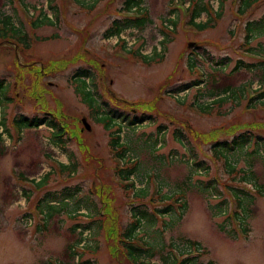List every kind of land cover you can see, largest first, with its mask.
Segmentation results:
<instances>
[{
    "label": "rangeland",
    "instance_id": "rangeland-1",
    "mask_svg": "<svg viewBox=\"0 0 264 264\" xmlns=\"http://www.w3.org/2000/svg\"><path fill=\"white\" fill-rule=\"evenodd\" d=\"M123 1L0 0V18L9 17L26 36L16 48L0 39V98L9 99L0 109V264H137L121 251L118 233L132 222L138 206L156 216L136 232L138 245L153 247L150 264L189 252L186 240L199 242L205 251L190 252L193 264H264V196L255 191L264 188V164L253 163L257 183L244 186L211 151L215 139L264 127V106H246L259 73L247 69L258 57L245 53L264 54L258 25L250 40L246 37L247 23L264 20V0L243 16L237 13L240 0H143L144 29L121 26L106 36L114 21L135 15L121 11ZM177 1L186 10L192 2L206 7L196 22L213 19L209 28L188 26ZM174 8L179 12L171 13ZM173 18L176 27L167 22ZM119 39L125 40L124 48ZM219 60L225 66L216 67ZM238 61L244 65L234 71ZM40 66L47 68L44 76L38 74ZM81 69L87 77L72 80ZM225 86L230 95L212 104L207 95ZM82 95L94 101L93 108ZM205 103L210 108L201 114L197 108ZM47 112L62 118L63 143L46 123L18 135L14 119L37 116L51 122ZM116 127L128 151L124 161L109 148ZM249 150L228 155L236 170L247 171ZM200 161L199 169L191 165ZM126 166L135 167L128 189L116 173ZM208 182L210 188L202 191ZM65 188L73 194L67 200ZM240 189L252 198L246 213L232 194ZM140 190L146 195L135 197ZM181 191L182 217L177 212L157 217L154 211L165 206L161 197ZM49 208L59 211L46 222ZM234 211L237 218L230 217ZM72 245L73 259L67 256Z\"/></svg>",
    "mask_w": 264,
    "mask_h": 264
},
{
    "label": "trees",
    "instance_id": "trees-1",
    "mask_svg": "<svg viewBox=\"0 0 264 264\" xmlns=\"http://www.w3.org/2000/svg\"><path fill=\"white\" fill-rule=\"evenodd\" d=\"M260 0H241L240 1V7L238 12L242 15L244 14V12L246 11L247 8H249L251 5H253L254 3L259 2ZM143 0H124L123 1V6L121 8V11L123 12H131L133 9L135 8V14H137V17H124L123 19H121L120 23L119 21H114L113 26L107 30L106 32V36H112L114 35V32H116V30H118L121 26L122 27H132L134 29H138V30H142L145 28V26L148 24V18L146 16V9L143 6ZM202 12H207V8L204 6H197L195 3H192V7L189 10V21L188 24L195 27L196 29L202 31L206 28H208L211 25V20L213 19H208L204 22H199L196 23L195 19H197ZM173 13V11L171 12ZM218 16L220 14H217ZM216 15V18H218V16ZM47 22L49 19L46 18ZM176 19V18H175ZM175 19H168L167 22L170 24V26H174L176 27L177 22ZM34 23V27L38 26V23ZM247 25H249V32L252 33V29L255 27V25H258L260 27V29L263 31L264 33V20H259L258 22H256L255 24H252L251 22H249ZM251 26V28H250ZM173 28V27H172ZM247 39H249V36H246ZM0 39L2 40H9L12 42H15L16 44H23L24 41L26 40V36L25 34L16 26H14V24L10 21V18L5 16V17H1L0 18ZM249 52H252L249 50ZM253 53V52H252ZM256 55H261V54H257ZM262 57H264V54L261 55ZM143 60L145 59L144 56H140ZM216 63V67H222L225 66V63L222 60H219ZM244 63H242L241 61H238L237 65L234 68V71H237L240 67H243ZM189 66L192 69V67L194 66L193 62H191V60L189 61ZM252 67V68H251ZM58 68V67H56ZM247 69L250 71H257V73H259V78H258V83L260 85V89L258 90L259 93L257 96H254L253 98H249L248 99V103L247 106L249 108H254L256 107V105H262L264 106V58H261V60L253 63L250 66H247ZM88 72L87 70H76L74 72V75L72 76V80L75 78H84L87 77ZM196 85H198L199 80H196L194 82ZM0 86H2V84L0 83ZM244 86H242L240 88L241 93H243V88ZM230 87L225 86L222 88H217L216 92L211 91L207 96L208 98H213V103L212 104H221L225 101L226 97L230 95ZM83 96V95H82ZM3 97V98H2ZM0 98V109L3 105V103L5 101H9V99L5 98L3 95ZM83 101L84 103L93 108L94 107V101H89L87 100L86 97L83 96ZM209 103H205L202 105L198 106V110L199 113H204L206 110L210 108L209 107ZM96 113V111H95ZM55 116V115H54ZM53 115H50L48 117L52 118L51 122H47L45 119H40L37 116H34L32 119H28L24 116H20L18 119H14L13 121V125L16 127L18 133L20 132V130L22 129H28V128H32V127H38L39 124H47L48 127H50L53 131L52 136L53 138H55L57 140V142L59 143H63L65 140L63 139V136H65L66 134V126H63L62 124V118L58 119L59 117L55 116L57 118V120H53V118L55 119ZM141 122V118L137 119V121H132V124H136ZM99 122V121H98ZM4 123L0 120V128H3ZM107 127V126H106ZM109 127V124H108ZM179 132V131H177ZM254 132V133H253ZM120 133V128H118L116 131L112 132L111 135V140L109 143V148L111 150V152L113 153L114 157L116 159H118L119 161H124L125 160V156L127 154V150L126 147L120 143V137L119 135H116V137L113 136V134H117ZM264 127H261L260 129H258V127L252 126V127H247L245 129H241L238 133L233 134V137L231 139H223V140H219V139H215L212 142V148L211 151L213 153L214 158L218 159V160H224L225 164H226V168L228 169V174L237 178H234L236 182L242 183L244 186L246 184H251V183H257V178L256 176L253 174L252 172V167H253V163L255 161H262L264 164ZM179 136L184 137L183 135H181V133H179ZM19 138V137H18ZM185 138V137H184ZM66 140H69V138L67 137ZM179 140V139H178ZM242 149H250L249 152H247L246 157L247 162H251L250 164H247V171L243 172L240 170H236L234 164H231V162L229 161V156L231 154H233L235 151L237 150H242ZM2 150V134L0 132V151ZM229 155V156H228ZM203 162H198L194 165L193 167H197L199 169V167H201V164ZM196 168V169H197ZM135 167H128L126 166V168H119L116 173L119 177V179L123 182H125V184L123 185V187H125V189H128V187H133L132 184H127V182L130 179V176L134 173ZM209 183V182H208ZM206 183L204 187H201L202 191H206L207 189L210 188V184L211 183ZM183 185L186 187L191 186L190 184L187 185V183L183 182ZM256 185V184H255ZM259 188V189H258ZM179 190H183L184 189H179ZM65 192H62V196L63 199L67 200L68 198H70L73 194L72 192L70 193V189L69 188H65L64 189ZM257 193L259 195L264 196V188L262 185H259V187H256ZM77 187L73 189V193H77ZM181 197H182V191L178 192ZM233 197L237 198V205L239 207V209L242 210L243 213H246L248 211V207L250 205V200H252V198L249 196L248 192H246L244 189H240V190H233ZM137 195L139 198H141L142 196L146 195L143 193L142 190L139 191L138 194H135L134 196L137 197ZM176 196V200L177 203H180L178 206V218L182 217V215L184 214L185 210H186V201L182 200L181 197ZM47 196H52V193L47 194ZM61 196V197H62ZM173 196L170 195H163L162 198V202L164 203L165 201L168 202L166 203V206L164 208H162L161 210H155V215H157V217H162L161 215H165L168 214L172 217V214L176 211L173 210L171 203H169V201L171 200ZM48 199V198H47ZM93 212L95 211V206L92 207ZM47 213H46V222L50 219V217L52 216L51 214L54 212H58L59 210H50L46 209ZM153 212V213H154ZM174 215V214H173ZM238 216V212L234 211L233 214L230 216L232 218H237ZM91 217V216H90ZM156 216H153L151 213H148L146 209L144 208H140L138 207H134L133 211L131 213V220L132 222L123 229L122 233H118V240H119V244L121 246V251L126 255L127 258L130 259H135L134 261H136L138 258H140L143 254H145L147 257H151V255H153L154 253L152 252L153 247L150 246L149 244H146V248H142L141 246L137 245L136 240L140 239V237L137 236V230L142 227V225L145 224H149L152 223V221H155ZM91 225V223L89 224ZM88 224L85 226H82L83 229L82 231H86L89 229ZM44 227H46L44 225ZM79 226H74V228H77ZM245 226H242V231L246 232L245 229L243 228ZM82 233V232H81ZM245 234V233H244ZM83 240V238H81V235L79 236V238L77 239V244H79L81 241ZM189 242V248L192 251H200L201 253L205 254V251L200 248L199 246V242L197 241H192V240H186ZM75 246H71L70 247V251L67 248V256L70 257L71 259L74 258V256L76 255L75 250H74ZM187 248V247H186ZM83 249V248H82ZM191 250L189 252H187L188 254L191 252ZM114 251V249H113ZM184 252L179 253V257L174 256L173 259L170 260V256L169 258H162L165 261V264H193L195 262V257L192 256H186L183 257L184 254H187ZM168 260V262H167ZM170 260V261H169ZM137 262V261H136ZM167 262V263H166ZM78 264V263H75ZM81 264H91L88 261H84L81 262ZM137 264H142V262ZM208 264H213L212 261H210Z\"/></svg>",
    "mask_w": 264,
    "mask_h": 264
},
{
    "label": "flooded vegetation",
    "instance_id": "flooded-vegetation-1",
    "mask_svg": "<svg viewBox=\"0 0 264 264\" xmlns=\"http://www.w3.org/2000/svg\"><path fill=\"white\" fill-rule=\"evenodd\" d=\"M45 72L47 73V71H44V66H40V69L38 71L39 76H44L46 74ZM49 114H52V113L47 112V115ZM52 115L54 116V114Z\"/></svg>",
    "mask_w": 264,
    "mask_h": 264
},
{
    "label": "water",
    "instance_id": "water-1",
    "mask_svg": "<svg viewBox=\"0 0 264 264\" xmlns=\"http://www.w3.org/2000/svg\"><path fill=\"white\" fill-rule=\"evenodd\" d=\"M82 123H83L84 127L86 128V130H89V125L85 122L84 119H82Z\"/></svg>",
    "mask_w": 264,
    "mask_h": 264
}]
</instances>
